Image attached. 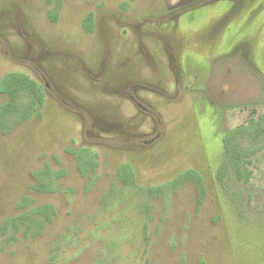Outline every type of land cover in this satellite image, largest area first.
I'll return each mask as SVG.
<instances>
[{
  "label": "rangeland",
  "instance_id": "obj_1",
  "mask_svg": "<svg viewBox=\"0 0 264 264\" xmlns=\"http://www.w3.org/2000/svg\"><path fill=\"white\" fill-rule=\"evenodd\" d=\"M10 74L0 264H264V0H0Z\"/></svg>",
  "mask_w": 264,
  "mask_h": 264
},
{
  "label": "trees",
  "instance_id": "obj_2",
  "mask_svg": "<svg viewBox=\"0 0 264 264\" xmlns=\"http://www.w3.org/2000/svg\"><path fill=\"white\" fill-rule=\"evenodd\" d=\"M24 78V76L22 75V74H18V75H15V74H10V75H8L7 76V78H3L2 79V81H1V84H0V91H5V90H8L7 89V86L9 85L8 83H9V81H12L13 79H23ZM26 78V77H25ZM32 82V81H31ZM36 84V83H35ZM37 86V91H41L42 89H41V86L39 87L38 86V84L36 85ZM35 90H36V88H35ZM42 93V92H41ZM120 170H118V175L123 179V180H125V181H129L130 179L129 178H131V176H132V170H131V168H130V166L129 165H122L120 168H119ZM122 169L124 170V169H126L128 172H127V174H128V176L127 177H125V175H124V172L122 171Z\"/></svg>",
  "mask_w": 264,
  "mask_h": 264
}]
</instances>
